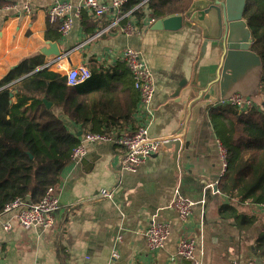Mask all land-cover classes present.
Instances as JSON below:
<instances>
[{"label": "crops", "instance_id": "obj_1", "mask_svg": "<svg viewBox=\"0 0 264 264\" xmlns=\"http://www.w3.org/2000/svg\"><path fill=\"white\" fill-rule=\"evenodd\" d=\"M8 1L0 8V79L10 77L13 69L19 71L25 59L36 55L42 61L35 71L47 69L66 76L71 68L87 66L92 75L79 84L84 105L77 110L85 120H73L61 105H55L53 112L92 158L71 161L65 167L57 192L56 226L45 232L25 231L15 223L7 231L0 224V264H192L178 254L183 234L196 240L202 264H264L255 244L264 229V211L245 206L249 213L260 216L257 224L262 228L257 234L252 233L253 227L242 232L218 212L219 205L231 199L217 187L225 168L209 114L211 106L208 108L204 96L221 69V42L210 41L203 53V29L188 20L178 30H153L148 23L156 19L139 23L128 12L95 17L87 10H82L71 31L63 35L61 21L49 19L54 0ZM67 1L78 4L81 0ZM28 2L33 12L27 15ZM132 19L137 23L129 34L123 27ZM53 23H59L57 29ZM128 47L141 52L154 74L151 123L139 108L134 76L121 56ZM16 75L13 82L27 76ZM181 83L194 92L183 121L185 105L174 97ZM142 124L149 125L154 137L178 133L181 147L177 151L175 145H164L136 172L121 175L118 166L124 147L83 139L87 132L133 133ZM103 189H114L112 197L99 198ZM177 189L197 202L187 223L180 219L175 205ZM152 221L167 222L171 228L168 241L159 250L150 249L147 242ZM115 250L118 258L112 256Z\"/></svg>", "mask_w": 264, "mask_h": 264}, {"label": "trees", "instance_id": "obj_2", "mask_svg": "<svg viewBox=\"0 0 264 264\" xmlns=\"http://www.w3.org/2000/svg\"><path fill=\"white\" fill-rule=\"evenodd\" d=\"M141 1L144 0H128L123 6V11L135 16L139 23H144L145 18L186 13L195 2ZM8 2L0 0V8ZM245 18L252 32V49L262 60L257 92L262 96L258 103L264 106V0H247ZM53 24L57 29L59 23ZM41 61L40 55L27 58L19 71L13 69L10 77L0 79V214L18 197L39 202L50 186L60 182L80 143L53 112L55 105H61L73 120L84 121L85 116L77 114L84 105L80 85H68L66 76L47 69L35 71ZM13 74L17 78L27 76L13 82ZM209 114L227 151V166L217 187L231 202L220 204L218 212L224 221L244 232L260 222V216L246 210V203L264 202V112L256 107L241 112L235 105L214 104ZM255 244L264 258V229Z\"/></svg>", "mask_w": 264, "mask_h": 264}, {"label": "built area", "instance_id": "obj_3", "mask_svg": "<svg viewBox=\"0 0 264 264\" xmlns=\"http://www.w3.org/2000/svg\"><path fill=\"white\" fill-rule=\"evenodd\" d=\"M127 1L128 0H81L78 4H73L67 0H54L49 7L48 15L51 22L61 21L59 29L61 33L65 35L71 31L75 19L80 17L82 10H87L95 17H102L111 12L123 16L126 14L123 11V6ZM32 12V5L28 2L25 4V13L28 15ZM154 21L155 20H150L148 26H151ZM136 23L137 20L132 19L123 27V30L131 34ZM121 56L134 76V87L140 96L139 108L146 115L147 121L151 123L154 119L153 100L156 93L153 71L139 50L128 47L122 51ZM91 75V70L87 66L80 65L68 70L66 74L67 83L71 86L79 85L89 79ZM214 104L235 105L241 112L256 107L264 112V106L254 100L251 95L245 96L241 93H235L229 99H222L219 97ZM174 138L179 139V134L173 133L172 135L163 137L152 136L148 124H142L133 133L87 132L83 137L84 142H110L124 147L125 152L118 166V171L121 175L123 171L136 172L147 158L157 153L166 143ZM86 154V147L80 143L73 150L72 161H81ZM220 154L223 167L226 169L227 151L221 142ZM59 183L50 186L43 198L37 203H29L28 199L22 197H18L8 203L0 214V224L2 227L10 231L14 228L16 223L25 231L37 229L45 232L56 226V213L60 209V200L57 193L60 188ZM213 185L214 184L211 186ZM113 192L114 189H103L99 198H111ZM196 204V201L186 197L178 189L176 190L175 205L178 208L179 217L184 223H187L191 218ZM246 204L252 206L254 209L264 211V202H247ZM6 215H9L10 219L4 220L2 218ZM146 235L150 249H162L171 235L170 224L162 221H152ZM178 254L191 261L192 264H202L197 254L196 240L187 234H183L179 239ZM112 256L113 258H118V251H113ZM233 264H238V262L234 261Z\"/></svg>", "mask_w": 264, "mask_h": 264}, {"label": "water", "instance_id": "obj_4", "mask_svg": "<svg viewBox=\"0 0 264 264\" xmlns=\"http://www.w3.org/2000/svg\"><path fill=\"white\" fill-rule=\"evenodd\" d=\"M247 0H199L184 14H173L158 18L151 24L153 30H178L186 20L199 25L204 32L202 52L205 53L210 41L221 42L224 49L221 69L217 79L205 89L208 108L219 97L229 99L235 93L252 95L262 79L261 57L252 49L253 37L245 18ZM180 84L174 97L185 105L181 121L184 120L194 92L191 87ZM182 93L183 97H179ZM175 145L178 151L180 139H171L166 146ZM90 155L83 158L86 162ZM28 202L31 203L28 197Z\"/></svg>", "mask_w": 264, "mask_h": 264}, {"label": "rangeland", "instance_id": "obj_5", "mask_svg": "<svg viewBox=\"0 0 264 264\" xmlns=\"http://www.w3.org/2000/svg\"><path fill=\"white\" fill-rule=\"evenodd\" d=\"M252 98L254 99V100H259V102H261L262 101V96H261V94L260 93H258L257 91L256 92H254L252 95ZM261 226L259 225V224H255L254 226H253V228H252V233H258L260 230H261Z\"/></svg>", "mask_w": 264, "mask_h": 264}]
</instances>
